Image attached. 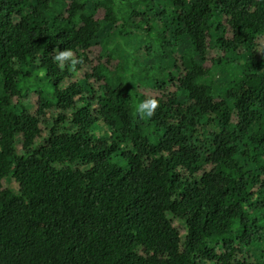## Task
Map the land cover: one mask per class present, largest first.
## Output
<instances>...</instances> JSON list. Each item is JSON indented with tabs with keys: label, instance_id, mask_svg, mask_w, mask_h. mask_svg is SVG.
<instances>
[{
	"label": "trees",
	"instance_id": "1",
	"mask_svg": "<svg viewBox=\"0 0 264 264\" xmlns=\"http://www.w3.org/2000/svg\"><path fill=\"white\" fill-rule=\"evenodd\" d=\"M120 3L0 0V264H264V0Z\"/></svg>",
	"mask_w": 264,
	"mask_h": 264
},
{
	"label": "rangeland",
	"instance_id": "2",
	"mask_svg": "<svg viewBox=\"0 0 264 264\" xmlns=\"http://www.w3.org/2000/svg\"><path fill=\"white\" fill-rule=\"evenodd\" d=\"M120 1H124V3H120L119 7H117L116 10H119L118 8H121V10H123L124 14L125 10L129 9V7L131 6L129 4V0H118V2ZM151 31V30H150ZM129 32V31H128ZM131 32V30H130ZM131 34L133 35V38H131V45L129 46L130 48H137L140 45L143 44H149L150 41L148 38L144 37L143 35L140 36L136 33L131 32ZM258 45H262L264 46V40H261L259 43H257ZM187 46V45H186ZM182 50V51H181ZM183 50H185V48H179L177 49L178 52H183ZM212 65V64H211ZM212 82L216 85V86H222V84L224 82H226V79L228 78V73L224 72L223 70H221V68L217 67L216 65H212ZM4 187L7 188L8 190H11L13 193V191L17 192V185L12 181V179H7L4 181ZM171 224L183 235L185 232V226L180 223V221L177 218H172L170 220Z\"/></svg>",
	"mask_w": 264,
	"mask_h": 264
},
{
	"label": "clouds",
	"instance_id": "3",
	"mask_svg": "<svg viewBox=\"0 0 264 264\" xmlns=\"http://www.w3.org/2000/svg\"><path fill=\"white\" fill-rule=\"evenodd\" d=\"M54 60L63 67L64 62H68L70 68L75 65L78 61L73 58L71 50L59 51L55 56ZM159 106V101L154 98L139 101L135 106V111L141 119H149L153 116L155 110Z\"/></svg>",
	"mask_w": 264,
	"mask_h": 264
}]
</instances>
